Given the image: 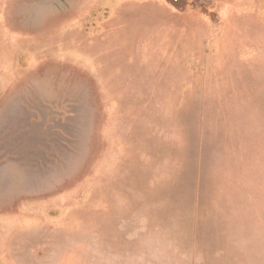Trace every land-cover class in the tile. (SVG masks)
I'll return each instance as SVG.
<instances>
[{"label":"rangeland","instance_id":"obj_1","mask_svg":"<svg viewBox=\"0 0 264 264\" xmlns=\"http://www.w3.org/2000/svg\"><path fill=\"white\" fill-rule=\"evenodd\" d=\"M0 264H264V0H0Z\"/></svg>","mask_w":264,"mask_h":264}]
</instances>
